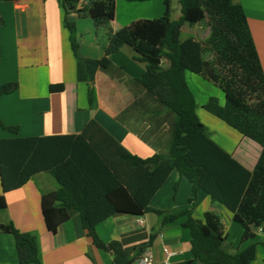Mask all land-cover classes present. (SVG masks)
<instances>
[{"label":"trees","instance_id":"1","mask_svg":"<svg viewBox=\"0 0 264 264\" xmlns=\"http://www.w3.org/2000/svg\"><path fill=\"white\" fill-rule=\"evenodd\" d=\"M59 1L65 10L64 25L71 34L78 80L88 85L90 109L98 106L96 72L110 66L113 54L130 47L135 59L146 65L138 83L175 116L168 154L147 158L134 155L95 119L78 134L48 136H19L17 126L0 122L14 134L0 138V209L8 205L5 193L44 172L59 185L41 197L48 231L57 233L60 226L79 214L94 246L111 253L113 264H133L136 257L128 256L120 241L104 242L97 233L98 224L119 214L141 217L150 212L157 214L160 227L186 217L182 225L190 231L193 258L183 264H252L259 245L257 232L261 229L264 234V69L242 4L238 0H179L181 16L174 20L172 2L164 0L162 17L140 19L114 31L116 0ZM71 13L90 17L97 31L108 30L102 58L80 54ZM201 23L209 29L205 40H182L184 25ZM2 24L0 12V27ZM186 72L222 90L223 105L210 98L202 107L207 113L260 145L253 171L211 137L199 118ZM17 87L15 82L0 85V97ZM50 89L62 92L65 85L52 84ZM174 170L188 178L195 191H205L233 214L234 222L243 229L241 242L249 241V246L236 253L228 251L227 233L217 212L207 211L197 219L190 209L168 214L152 207L153 198ZM0 228L13 236L20 264H42L34 233L22 232L12 222ZM261 244L264 247V241Z\"/></svg>","mask_w":264,"mask_h":264},{"label":"crops","instance_id":"2","mask_svg":"<svg viewBox=\"0 0 264 264\" xmlns=\"http://www.w3.org/2000/svg\"><path fill=\"white\" fill-rule=\"evenodd\" d=\"M119 1L116 0V10ZM238 1L247 15L264 69V0ZM125 4L130 11L143 6L156 18L165 12L164 0H126ZM0 12L3 19L0 85L18 84L13 93L0 97V122L17 126L19 136H48L78 134L91 119H95L134 155L147 158L157 153L168 154L175 116L138 83L146 65L135 59L133 49L123 47L111 56L108 68L98 69L94 80L98 106L92 110L88 103V85L78 80L77 60L71 47V34L64 25L65 10L61 2L0 0ZM180 16L181 12L178 18ZM69 19L76 23L80 54L85 58H102L106 44L98 42L93 20L80 18L76 13H71ZM136 19L131 18L117 26V10L113 30L128 26ZM184 28L185 25L182 32ZM208 34L209 29L206 37ZM189 37L197 39L187 36L182 40ZM186 79L188 84L189 80L197 82L187 73ZM60 83L65 89L52 92L50 86ZM191 90L198 103L199 118L214 141L246 169L253 171L261 153L260 145L207 113L202 108L206 102ZM10 137L14 134L0 125V138ZM58 186L50 174L43 172L21 188L5 193L8 205L0 209V226L12 222L20 231L34 233L42 264H113L111 253L94 246L79 214L60 226L57 233L48 231L41 197L42 193L55 191ZM2 193L0 181V195ZM151 205L168 214L190 209L197 219H202L207 211L217 212L225 226L229 252L236 253L250 244L249 241L241 243L243 229L234 222L233 214L205 191H195L192 182L177 170L171 173ZM185 220L182 216L160 227L159 218L153 212L141 217L119 214L102 221L96 230L104 242L120 241L128 256L136 257L133 264H142L140 258L145 252L151 253L154 264H183L193 258L190 231L182 225ZM257 240L264 241L261 229L257 232ZM140 248L143 250L139 253ZM0 264H20L13 236L1 228Z\"/></svg>","mask_w":264,"mask_h":264},{"label":"rangeland","instance_id":"3","mask_svg":"<svg viewBox=\"0 0 264 264\" xmlns=\"http://www.w3.org/2000/svg\"><path fill=\"white\" fill-rule=\"evenodd\" d=\"M125 1L126 0H120L118 3L117 10H118V15H119V20H117V23H116L117 26H120L122 22H126L128 20L130 21L131 18H137L135 21L140 20V19H155L156 18L154 17V13L153 14L150 13L149 10H147V8H143V6L142 7L137 6L133 8V10L131 9L130 11L129 8L126 6ZM141 3H146V2H141ZM180 8H181L180 2H178V0H172V14H171L172 19L176 20L178 18L181 12ZM126 16L128 17L126 18ZM125 26L126 25H122V27H125ZM97 33L99 35L98 42L100 43L101 41V44L107 45L108 39H109L108 30L106 28H101L97 31ZM207 33H208V27L206 23H201L197 26H189L188 24H186L182 32V39L186 38L187 36H195L197 39L203 41L204 38H207L206 37ZM167 65H168L167 62H164V66L166 67ZM186 73L189 76H192L194 77V79H196L197 82L189 80L190 82L189 84L191 88L195 91V93L198 95V97H202L203 101L207 103L209 99L212 98L213 96L217 98V100L220 99L219 101L222 102L220 104L223 105L224 94L221 89L214 86V84H212L211 82L205 81L197 74H193L189 72H186ZM256 145L258 146L257 143ZM0 215H2L1 211H0ZM257 248H258V255H257V258L254 264H264V247L262 246L261 241L259 242V245Z\"/></svg>","mask_w":264,"mask_h":264},{"label":"built area","instance_id":"4","mask_svg":"<svg viewBox=\"0 0 264 264\" xmlns=\"http://www.w3.org/2000/svg\"><path fill=\"white\" fill-rule=\"evenodd\" d=\"M140 261H141L142 264H154L153 263V259H152V255L149 252H145L141 256ZM166 264H167V262H166Z\"/></svg>","mask_w":264,"mask_h":264}]
</instances>
